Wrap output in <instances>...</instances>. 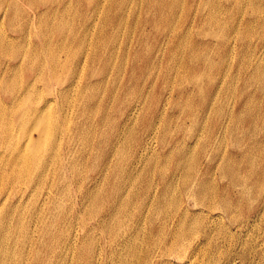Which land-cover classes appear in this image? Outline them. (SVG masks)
Returning <instances> with one entry per match:
<instances>
[{
    "label": "rangeland",
    "instance_id": "374dc122",
    "mask_svg": "<svg viewBox=\"0 0 264 264\" xmlns=\"http://www.w3.org/2000/svg\"><path fill=\"white\" fill-rule=\"evenodd\" d=\"M135 1L136 0H122V1L121 0H101V1L100 0H57V1L56 0H23V2H22V0H4V1L0 0V30H1L0 31V38H2V39H0V52H1L0 53V77H1L0 78V80H1L0 81V86H1L0 87V110L2 109L1 107H8L7 110H9L8 113L6 110V112L3 114L4 116L1 115L2 118L0 117V122H1V126L2 125H8L9 126L11 124L10 125L11 136L9 135L11 138L9 140L6 139V141L3 143L4 140L2 141V139L0 137V143H1L0 144L1 145L0 146V165L2 166V167L0 166V184H1L0 185L1 186L0 187L1 188L0 189V202H1L0 203V211L2 212V213L0 212V238H1V240H0V252H1L0 253V259H2V260H0L2 262V263L0 262L1 264H3L5 261L6 262L4 264H9V263L13 264V262H14V264H20V263L21 264H69V263L70 264H131V263L132 264L133 263L134 264H146V263L147 264H264V210H261L262 207L260 206L263 200L259 195L257 196V194H256L258 192H257V189L255 188V186L253 185L255 178L253 179V177H251L249 184H248V186H249L248 189H249L250 194L245 195L243 198H237L236 195L234 194V192L233 193L227 192L230 189L232 190L233 187L236 185H234L232 188L231 187L228 188L226 183H221L220 179H218L219 177L217 178V180H218L217 182L219 184V187L217 186V183H215V190L216 191H214V192H211V191L207 192L206 191L207 193L203 192L202 194L195 195V196H194L193 191H192L194 189L193 188L194 185L192 184V176L194 174L193 172H195L196 167L198 169L201 166L200 169H203L204 163H206V158H205L206 156H204V155H205V146H206L205 145L206 144L205 138H206L207 131H215V130L220 131V129H221L219 127H220L222 117H223V115H221V114H223V95H222L223 94V83L222 82L224 79L223 73H225L227 71V69H229L230 66H231L230 68H235L238 66V63L240 62V56H239L240 44L242 43V41L244 39H248L249 37L253 36V34H254L253 32L255 31V26H256V21H255L256 16H259L260 13H261V15L263 14L262 16H264V10H263L264 9V3H263L264 0H248V1H246V0H244V1L243 0H239V1L238 0H209V1L208 0H172V1H170V0H162V1L161 0H145V1L144 0H137V2H135ZM163 1H165V2H163ZM73 2H75V3H73ZM153 2H155V3H153ZM57 3H58V5H57ZM123 3H124V5H123ZM171 3H172V5H171ZM206 3H207V5H206ZM102 4H103V6H102ZM118 4L120 6H118ZM144 4H146V5H144ZM209 4H210V6H208ZM240 4H241V6H240ZM35 5H37L41 10L49 8V10H48L49 12L41 13L40 16H38L37 18H34V19L31 18V20H30L28 18L29 17L28 12L30 10H32ZM24 6H26V7H24ZM217 6H218V9H217ZM94 7H96V8H94ZM55 8H56V10H55ZM65 8H66V10H65ZM114 8L116 11L114 10ZM249 8H251V9H249ZM257 8H258V10H256ZM259 8H261L262 10ZM224 10H226V11H224ZM209 11H210V13H209ZM262 11H263V13H262ZM124 12L126 15H124ZM143 12H145V15ZM249 13L251 15H249ZM44 14H45V16H44ZM75 14H77V15H75ZM209 14H210V16H209ZM255 14H256V16H255ZM41 15H42V17H41ZM51 15H53V16H51ZM158 15L159 16L161 15V16L159 17ZM171 16L173 17V20H172ZM18 17H19V19H18ZM123 17H124V19H123ZM165 17H166V19H165ZM117 18L119 19L118 21H117ZM204 20H205V22H204ZM238 20L241 22L239 23ZM17 21H19L20 23ZM52 22H54V23H52ZM55 22L57 23V25L55 24ZM223 22L226 25L222 24ZM36 23H37V25H36ZM95 23H96V25H95ZM208 23H210V24H208ZM231 23L233 24V26L231 25ZM38 24H40V25H38ZM202 24H204V25H202ZM238 24H239V26L237 27L236 25H238ZM33 25H34V27H33ZM243 25H245V26H243ZM111 27H112V29H111ZM101 29H102V31H101ZM133 29H134V31H133ZM176 29H177V31H176ZM237 29H238V31H237ZM233 30H235L236 32ZM35 31H36V33H35ZM99 31H100V33H99ZM32 32H33V34H32ZM92 32H93V34H92ZM245 32L247 35H244ZM4 33H5V35H4ZM86 33H88V34H86ZM221 34H222V36H221ZM2 35H4V36H2ZM115 35H116V37H115ZM124 35H125V37H124ZM86 36H88V37H86ZM219 36H220V38H219ZM179 37H180V39H179ZM206 37H207V39H205ZM12 38H14V39H12ZM129 38H131V39H129ZM135 39H137V40H135ZM188 39H189V42H188ZM216 39H218V41ZM7 40L9 42H6ZM17 40H19V41H17ZM223 40H225V42ZM14 41H17V42H14ZM170 41H171V43H170ZM46 42H47V44H46ZM237 43H238V45H237ZM184 44L186 46H184ZM38 45L41 46V48H39ZM99 45L101 46V48H99L100 47ZM4 47L6 50L3 49ZM18 47H19V49H18ZM92 47H94V48H92ZM7 48H9V49H7ZM104 48H105V50H104ZM117 48H118V50H117ZM27 49H28V52H27ZM188 50H189V52H188ZM23 51H24V53H23ZM41 51H43V52H41ZM209 52H211V53H209ZM228 52H229V54H228ZM92 53H94V54L92 55ZM120 53H122V54H120ZM198 53H199V55H198ZM213 53H214V55H213ZM222 53H224V54H222ZM25 54H27V56ZM44 54H46V56L42 57ZM154 54H156V55H154ZM187 54H188V56H187ZM190 54H192L193 56H191ZM201 54H202V56H201ZM33 55H35V56H33ZM227 55H229V59H227V57H228ZM108 56L111 57V60H110V58H108ZM187 57H189V58H187ZM217 57H218V59H217ZM156 59L159 61L158 62L155 61ZM208 59H209V62H208ZM86 60H87V62H85ZM204 60H205V62H204ZM229 60H231V61H229ZM32 61H34V63ZM90 61H92V64ZM150 61H152V62H150ZM206 61L208 62V64ZM194 62L196 63V65H194L195 64ZM202 62H204V64ZM44 63H46L47 65L46 64L44 65ZM53 63H55V64H53ZM78 64H80V65H78ZM83 65H85V66H83ZM165 65H167V66H165ZM96 66H97V68H96ZM15 67H17V68H15ZM50 67H52L51 70L49 69ZM112 67H114V68H112ZM204 67H206V68H204ZM83 68H84V70H83ZM207 68H208V70H207ZM215 69H216V71H215ZM79 70H80V72H77ZM89 72H90V74H89ZM204 72L206 73V75ZM49 73H51V74H49ZM6 74H7V76H6ZM150 75H151V77H150ZM174 75H175V77H174ZM202 75H203V77H202ZM114 77H115V79H114ZM103 78H104V80H103ZM170 78H172V80ZM191 78H192V80H191ZM9 79L10 80L12 79V80L10 81ZM106 79H108V80H106ZM3 80L5 81V83ZM36 80H37L38 84L36 83ZM38 80H39V82H38ZM78 80H79V82H78ZM208 80H210V81H208ZM220 80L222 82H220ZM48 81H49V83H48ZM187 81H188V85L186 84ZM9 82H10L11 86L9 85ZM72 83H73V85H71ZM217 84H219V85H217ZM235 84H236V86L241 87L243 85L242 79H238V77L235 78ZM13 85L16 87H13ZM19 85L22 87L20 88ZM32 85H34V86H32ZM84 85H85V87H84ZM3 86H5V87H3ZM90 87H92V88H90ZM112 87H113V89H112ZM31 88H34V89H31ZM97 88L99 91L97 90ZM26 89H28V90H26ZM61 89H66V92L64 94H68V95L59 94L56 96L55 92H57ZM103 89H104V91H103ZM217 89H218V91H217ZM21 90H23V91H21ZM112 90H113V92H112ZM163 90H165V92ZM221 90H222V92H221ZM68 91H70V92H68ZM73 91H75L76 93ZM78 91H79V93H78ZM96 91H97V93H96ZM101 91L103 92V94ZM34 92L35 93L38 92V93L35 94ZM39 92H40V95H39ZM22 93H23V95H22ZM28 94H30V95H28ZM137 94H138V97H137ZM185 94H186V96H185ZM201 94H202V96H201ZM36 95H38L37 96L38 98L35 97ZM95 96H96V98H95ZM98 96L100 97V99H98L99 98ZM111 96H112V98H111ZM15 97H17V100H16L17 102L15 101L14 102L15 104H14L12 102V100H13V98L15 99ZM53 97H56V98H53ZM62 97H63V100H62ZM86 97H87V99H86ZM27 98H29V100H30V98H31V100L33 99L34 105L36 104V102L41 104L42 103L41 101L44 98L45 99L46 98H53L50 102L51 107L48 106L46 111L49 110L48 113L52 114V117L54 116L53 119L55 118V120L57 121L56 124L59 123L58 124L59 130L57 128H56L57 130L55 129L57 131L55 133V137L58 136L60 138V136L62 137L63 135H65L67 133L69 134L66 136V139H64L65 142L61 144V147L56 150L57 151L55 153L56 155H53L54 158L52 157V159H51L52 161L50 160L51 162H49V164H48L49 165L48 170H47V172L44 173L45 177L43 175L40 177H37L34 174L36 172V171L34 172V169L28 170L31 173H29L28 171H25L26 173L23 171V173H22V170L20 167H18V165L16 167L15 166L13 167L10 164L11 162L8 160V158H9L8 155L11 152L10 150H11V148H13V147H11V145L9 146L8 144H11L13 142L15 144L16 141L23 140V139L25 141L27 136L29 134H31V132H32V135L37 138L38 137V131H39L38 129H40L44 126L43 125L44 121H42L43 119L39 120V123H38V121L37 122L35 121L36 118H34V116L30 119L27 118L28 120H24V121H23V118L19 117L18 108L19 107H20L19 109L23 108L24 104L22 103V101H24V103H25V101L28 100ZM140 98H141V100H140ZM210 98H211V101H210ZM123 99H124V101H123ZM75 100H77V102ZM114 100H115V102H114ZM175 100L179 103L177 104V102ZM65 101L68 103H66ZM135 101H137V102H135ZM218 101H219V104H218ZM72 102H73V104H71ZM80 102H81V104H79ZM84 102H86V103H84ZM109 102H111V103H109ZM14 105H15V107H14ZM9 106H11V107H9ZM92 106H94V107H92ZM169 106H170V108H169ZM57 107L59 108V110ZM81 107H83V110H81L82 109ZM160 107H161V109H160ZM171 107H172V109H171ZM188 109H190V110L188 111ZM207 110L209 112H207ZM62 111H64V112H62ZM132 111H134V112H132ZM158 111H159V113H158ZM202 111H203V113H202ZM212 111H214V112H212ZM45 113H47V112H45ZM65 113H66V115H65ZM77 113H79V115ZM128 114H129V116H128ZM70 115H72V116H70ZM83 115H85V116H83ZM156 115H158V116H156ZM210 116H211V118H210ZM218 116H219V118H218ZM72 117H73V119H72ZM190 117H192V118H190ZM65 118H67V120ZM31 119L32 120L35 119V120H33L34 124L31 121ZM63 119H65L66 121ZM168 119H169V121H168ZM19 120L22 123H20ZM203 120H204V122H203ZM2 121L3 122L6 121V122L3 123ZM25 121H26V123H25ZM73 121H74V123H73ZM215 121H216V123H215ZM9 122H11V123H9ZM152 122L154 123V125H152L153 124ZM148 123L150 124V126L147 125ZM207 124H208V126H207ZM66 125H68V126H66ZM107 125H108V127H107ZM130 125H131V127H130ZM163 126L165 127V129L162 128ZM190 126L193 128H191ZM17 127H18V129H17ZM19 127H21V128L19 129ZM29 127L32 129L30 130ZM36 127H37V129H35ZM60 127H62L61 130H60ZM138 127H140V128H138ZM208 127H209V129H208ZM70 129H71V131H70ZM162 129L164 132L161 131ZM28 130L30 131V133ZM68 130H69V132H68ZM59 131H61V132H59ZM186 131H187V133H186ZM63 132H64V134H63ZM197 132H199V133H197ZM1 133H2V131H0V134ZM12 133H14V134H12ZM17 133H18V135H17ZM27 133H29V134H27ZM159 133H160V135H159ZM171 133H174V134H171ZM26 134H27V136H26ZM56 134H58V135H56ZM97 134H98V136H97ZM190 136H191V138H190ZM71 139H73V140H71ZM82 140H84V141H82ZM167 141H168V143H167ZM5 143H7V144H5ZM65 143H66V145H65ZM118 143H119V145H118ZM188 144H189V146H188ZM168 145H169V147H168ZM74 146H76V147L74 148ZM91 146H93V147H91ZM199 146H201L199 149L200 151H198ZM4 147H6V148H4ZM194 147H197V148L194 149ZM8 148H9V151H8ZM64 148L66 149V151ZM79 148H80V150H79ZM69 149L71 152L69 151ZM179 149H181V150H179ZM2 150H4V151H2ZM87 150H89V151H87ZM146 150H147V152H146ZM152 151L153 152L155 151V152L152 153ZM184 151H185V156H184ZM112 153H113V155H112ZM121 153H122V155H121ZM155 153H156V155H155ZM188 153H192V154H188ZM1 154L4 158L1 156ZM6 154H7V156H6ZM62 156H64V161L67 163V165L65 166L66 168L64 167V169L60 170L58 166L60 164L59 162H60V159ZM181 156L183 157L182 159H181ZM116 157H118V158H116ZM110 158H112V159H110ZM155 158H156V160H155ZM189 159H191V160L189 161ZM192 159H193V161H192ZM146 160H148L150 163ZM181 160H182V162H181ZM154 161H156V162H154ZM53 162H54V164H53ZM184 163H186V164L184 165ZM187 163H188V166H186ZM136 164H138L139 166ZM176 164H178L177 165L178 167L176 166ZM114 165L116 167H114ZM132 166L134 167V169ZM8 167H10L11 169ZM185 167H187V168L185 169ZM8 169H9V172H8ZM177 169H178V171H176ZM39 171L40 170H37L36 173H39ZM16 172L19 174H17ZM63 173H65V174H63ZM78 173L81 175H79ZM25 177H26V180H25ZM41 177H42V179H41ZM47 177H48V180H47ZM187 177H188V179H187ZM13 178L15 180H13ZM62 178H65V179L63 180ZM68 179H70V180H68ZM50 180H53L54 183ZM125 180H126V182H125ZM169 181H170V183H169ZM4 183H5V185L3 186ZM186 183H188V185ZM31 184H32V186H31ZM92 184L93 185L95 184V185L93 186ZM206 184L209 185L211 183H206ZM58 185H60V186H58ZM77 185L80 187H78ZM170 185H171V187H170ZM16 186L18 187V190H17ZM28 186H30V187H28ZM130 186L133 188H131ZM45 187H47V188H45ZM77 187H78V189H77ZM147 187L149 190L147 189ZM258 187H260V185ZM126 188H128V189H126ZM178 188H180V189H178ZM87 189H88V191H87ZM170 189H171V191L169 193L168 191ZM172 189L174 190V192L172 191ZM30 190H31V194H30ZM46 190H49V191H46ZM135 190H137V191H135ZM22 191H23V193H22ZM141 191H142V193H141ZM145 191H147L148 193ZM56 192H59V193H56ZM89 192H91V193H89ZM159 192H161V193H159ZM95 193H96V196L94 195ZM120 193H122V194H120ZM161 194H162V196H161ZM170 196H171V198L174 197L173 200H175V201H173L170 198ZM58 197H60V198H58ZM81 197H83V198H81ZM162 197H164V198H162ZM194 197H196V198H194ZM3 198H6L7 200L3 199ZM155 199H156V201H155ZM5 200H6V202H5ZM2 201L4 203H2ZM10 201H12V202H10ZM60 201H62V202H60ZM161 201H163V202H161ZM80 202H81V204H80ZM90 202H91V204H90ZM157 202H158V204H157ZM118 203H120V204H118ZM20 204L22 205V207ZM51 204H53V205H51ZM1 205H2V207H1ZM110 205H111V207H110ZM3 206H4V208H3ZM13 206H14V208H13ZM228 206H230V207H228ZM118 207L119 208L121 207V208L119 209ZM100 208H101V210H100ZM35 209H36V211H35ZM93 209H96V210H93ZM229 209H230V211H229ZM47 211H49V212H47ZM184 211H186V212H184ZM13 213H15V214L13 215ZM17 213L19 215H17ZM78 213H79V215H78ZM76 214H77V216H76ZM7 215L10 216L11 219ZM113 215H117V216H113ZM89 216H90V218H89ZM53 217H55V218H53ZM112 217H113V219H112ZM40 218H42V219H40ZM56 218H58V219H56ZM95 218L98 220H96ZM127 218H128V220H127ZM19 219H20V221H19ZM82 219H84V220H82ZM115 219L117 220V223H116ZM74 220H75V222H74ZM85 220L87 222H85ZM110 220H111V222H109ZM121 221H122V223H121ZM89 222H90V224H89ZM20 223H22V225L24 227ZM49 223H50V225H48ZM190 225H192V226H190ZM87 226H89V227H87ZM11 227H12V229H11ZM57 227H59V228H57ZM60 227H61V229H60ZM92 227H94V228H92ZM27 228H28V230H27ZM3 229L4 230L6 229L5 232ZM21 229H22V231H21ZM32 229H34V230H32ZM8 231L11 232V234ZM18 231L20 232V234ZM97 231H98V233H97ZM112 232H113V235H112ZM116 232H118V234ZM148 232L150 233V235ZM158 232L160 235L158 234ZM61 233H63V234H61ZM119 233H121V234H119ZM27 234H28L29 238L27 237ZM116 236L119 237V239ZM6 237H7V239H6ZM15 237L17 239H15ZM80 237H81V239H80ZM84 237L85 238L87 237V238L84 239ZM154 237H156V238H154ZM18 238H19V240H18ZM66 238H68V240ZM73 238L76 240H74ZM89 239H90V244H89ZM15 240H16V242H15ZM91 240L93 241L92 244H91V242H92ZM103 241H105V242H103ZM121 241H123V242H121ZM80 242H81V245H79ZM108 242H109V244H108ZM153 242H154V244H153ZM10 244H12V245H10ZM15 244H16V246H14ZM51 244H52V246H51ZM157 244H158V246H157ZM160 244H162V245L164 244L163 245L164 248L162 245L160 246ZM9 245L12 247H9ZM83 245H84V247H82ZM87 245H89V246H87ZM36 246H37V248H36ZM31 247H32V249H31ZM125 248H127L128 250ZM137 248H138V250H137ZM144 248L146 250H144ZM168 248H170L171 250ZM8 249L11 252L8 251ZM69 249H70V251H69ZM14 250H15V252H14ZM64 250H66V251H64ZM73 250H74V252H73ZM90 250H91V252H90ZM75 251H77V252H75ZM126 251H127V253H126ZM120 252H121V254H120ZM132 252H133V254H132ZM144 252L147 254H145ZM26 253H27V255H26ZM87 253H88V255H87ZM14 254H16V255H14ZM72 254H74V255H72ZM89 255H90V257H89ZM149 256H150V258H149ZM116 258L118 259V261L120 263L116 260ZM129 258H130V260H129ZM152 258H154V259H152ZM57 260H59V261H57ZM135 260H137V261H135ZM142 260L145 262H143ZM64 261H66V262H64ZM74 262H76V263H74Z\"/></svg>",
    "mask_w": 264,
    "mask_h": 264
},
{
    "label": "bare ground",
    "instance_id": "6f19581e",
    "mask_svg": "<svg viewBox=\"0 0 264 264\" xmlns=\"http://www.w3.org/2000/svg\"><path fill=\"white\" fill-rule=\"evenodd\" d=\"M4 1V0H3ZM57 1V0H56ZM101 1V0H100ZM122 1V0H121ZM145 1V0H144ZM143 1V2H144ZM162 1V0H161ZM170 1H172V0H170ZM209 1V0H208ZM239 1V0H238ZM244 1V0H243ZM246 1H248V0H246ZM22 2H23V0H22ZM135 2H137V0L135 1ZM141 2V1H140ZM163 2H165V1H163ZM175 2V1H174ZM177 2V1H176ZM217 2V1H216ZM254 2V1H253ZM25 3V2H24ZM73 3H75V2H73ZM108 3V2H107ZM122 3V2H121ZM153 3H155V2H153ZM213 3V2H212ZM243 3V2H242ZM250 3V2H249ZM260 3V2H259ZM264 3V2H263ZM35 4V3H34ZM95 4V3H94ZM214 4V3H213ZM219 4V3H218ZM251 4V3H250ZM256 4V3H255ZM26 5V4H25ZM51 5V4H50ZM56 5V4H55ZM57 5H58V3H57ZM77 5V4H76ZM123 5H124V3H123ZM144 5H146V4H144ZM168 5V4H167ZM171 5H172V3H171ZM206 5H207V3H206ZM257 5V4H256ZM71 6V5H70ZM95 6V5H94ZM99 6V5H98ZM102 6H103V4H102ZM107 6V5H106ZM118 6H120L119 4H118ZM148 6V5H147ZM208 6H210V4L208 5ZM240 6H241V4H240ZM15 7V6H14ZM24 7H26V6H24ZM63 7V6H62ZM69 7V6H68ZM157 7V6H156ZM168 7V6H167ZM259 7V6H258ZM6 8V7H5ZM94 8H96V7H94ZM98 8V7H97ZM121 8V7H120ZM152 8V7H151ZM159 8V7H158ZM169 8V7H168ZM208 8V7H207ZM222 8V7H221ZM262 8V7H261ZM261 8H259V9H261ZM29 9V8H28ZM52 9V8H51ZM70 9V8H69ZM147 9V8H146ZM165 9V8H164ZM172 9V8H171ZM217 9H218V6H217ZM223 9V8H222ZM225 9V8H224ZM241 9V8H240ZM249 9H251V8H249ZM49 10V8H47V9H43V10H41L37 5H35L34 7H33V9L32 10H28L29 12H28V18L31 20V18L32 19H34V18H37L38 16H40V14L41 13H46V12H49L48 11ZM55 10H56V8H55ZM65 10H66V8H65ZM71 10V9H70ZM92 10V9H91ZM114 10H115V8H114ZM120 10V9H119ZM154 10V9H153ZM213 10V9H212ZM243 10V9H242ZM256 10H258V8L256 9ZM262 10V9H261ZM264 10V9H263ZM5 11V10H4ZM116 11V10H115ZM168 11V10H167ZM171 11V10H170ZM224 11H226V10H224ZM229 11V10H228ZM227 11V12H228ZM75 12V11H74ZM77 12V11H76ZM99 12V11H98ZM106 12V11H105ZM122 12V11H121ZM172 12V11H171ZM214 12V11H213ZM212 12V13H213ZM219 12V11H218ZM240 12V11H239ZM21 13V12H20ZM54 13V12H53ZM59 13V12H58ZM92 13V12H91ZM114 13V12H113ZM120 13V12H119ZM123 13V12H122ZM144 13V15H145V12H143ZM153 13V12H152ZM166 13V12H165ZM209 13H210V11H209ZM211 13V14H212ZM216 13V12H215ZM230 13V12H229ZM242 13V12H241ZM259 13V12H258ZM257 13V14H258ZM262 13H263V11H262ZM12 14V13H11ZM22 14V13H21ZM99 14V13H98ZM137 14V13H136ZM157 14V13H156ZM231 14V13H230ZM244 14V13H243ZM242 14V15H243ZM27 15V14H26ZM61 15V14H60ZM73 15V14H72ZM75 15H77V14H75ZM92 15V14H91ZM97 15V14H96ZM114 15V14H113ZM124 15H126L125 14V12H124ZM138 15V14H137ZM136 15V16H137ZM166 15V14H165ZM208 15V14H207ZM229 15V14H228ZM249 15H251L250 13H249ZM254 15V14H253ZM263 15V14H262ZM261 15V13H260V15L259 16H256V14H255V16H256V26H255V31L253 32L254 34H253V36L252 37H249L248 39H244L243 41H242V43L240 44V49H239V56H240V62L238 63V66L237 67H235V68H230L229 67V69H227V71L225 72V73H223L224 75H223V77H224V79H223V82L220 80V82H222L223 83V114H221V115H223V117H222V121H221V124H220V127L219 128H221L220 129V131H207V134H206V146H205V155L204 156H206L205 158H206V163H204V168L203 169H200L201 168V166H200V168H198L197 169V167H196V170H195V172H193L194 174H193V176H192V184L194 185V189L192 190L193 191V194H194V196L195 195H200V194H202L203 192H205V193H207L208 191H211V192H214V191H216L215 190V183H217V186L219 187V184H218V180H217V178L218 179H220V181H221V183H226L227 184V186H228V188H232L234 185H236V186H234L233 187V189L231 190H228L227 192H230V193H233L234 192V194L236 195V197L237 198H243L245 195H247V194H250L249 193V189H248V184H249V181H250V179H251V177H253V179H254V183H253V185L255 186V188L257 189V192L258 193H256L257 194V196L259 195L261 198H262V203H261V207H262V209L261 210H264V16H262ZM21 16V15H20ZM24 16V15H23ZM44 16H45V14H44ZM51 16H53V15H51ZM95 16V15H94ZM104 16V15H103ZM134 16V15H133ZM152 16V15H151ZM159 16V15H158ZM161 16V15H160ZM159 16V17H160ZM169 16V15H168ZM209 16H210V14H209ZM214 16V15H213ZM14 17V16H13ZM41 17H42V15H41ZM50 17V16H49ZM60 17V16H59ZM91 17V16H90ZM118 17V16H117ZM155 17V16H154ZM172 17V16H171ZM207 17V16H206ZM108 18V17H107ZM121 18V17H120ZM162 18V17H161ZM209 18V17H208ZM224 18V17H223ZM231 18V17H230ZM18 19H19V17H18ZM28 19V20H29ZM48 19V18H47ZM88 19V18H87ZM95 19V18H94ZM123 19H124V17H123ZM160 19V18H159ZM165 19H166V17H165ZM200 19V18H199ZM203 19V18H202ZM211 19V18H210ZM25 20V19H24ZM92 20V19H91ZM100 20V19H99ZM119 19L117 18V21H118ZM122 20V19H121ZM172 20H173V17H172ZM243 20V19H242ZM40 21V20H39ZM109 21V20H108ZM123 21V20H122ZM121 21V22H122ZM166 21V20H165ZM216 21V20H215ZM219 21V20H218ZM229 21V20H228ZM234 21V20H233ZM239 21V20H238ZM246 21V20H245ZM13 22V21H12ZM17 22H19V21H17ZM36 22V21H35ZM41 22V21H40ZM89 22V21H88ZM204 22H205V20H204ZM210 22V21H209ZM241 21H239V23H240ZM243 22V21H242ZM254 22V21H253ZM2 23V22H1ZM16 23V22H15ZM20 23V22H19ZM52 23H54V22H52ZM59 23V22H58ZM61 23V22H60ZM91 23V22H90ZM129 23V22H128ZM139 23V22H138ZM201 23V22H200ZM247 23V22H246ZM252 23V22H251ZM55 24L57 25V23L55 22ZM71 24V23H70ZM86 24V23H85ZM89 24V23H88ZM93 24V23H92ZM118 24V23H117ZM133 24V23H132ZM154 24V23H153ZM208 24H210V23H208ZM216 24V23H215ZM222 24H225L224 22L222 23ZM236 24V23H235ZM23 25V24H22ZM36 25H37V23H36ZM38 25H40V24H38ZM95 25H96V23H95ZM101 25V24H100ZM99 25V26H100ZM121 25V24H120ZM126 25V24H125ZM174 25V24H173ZM202 25H204V24H202ZM226 25V24H225ZM231 25L233 26V24L231 23ZM18 26V25H17ZM54 26V25H53ZM91 26V25H90ZM102 26V25H101ZM100 26V27H101ZM112 26V25H111ZM135 26V25H134ZM237 27L239 26V24L238 25H236ZM243 26H245V25H243ZM26 27V26H25ZM28 27V26H27ZM33 27H34V25H33ZM139 27V26H138ZM155 27V26H154ZM173 27V26H172ZM247 27V26H246ZM13 28V27H12ZM30 28V27H29ZM54 28V27H53ZM81 28V27H80ZM91 28V27H90ZM98 28V27H97ZM105 28V27H104ZM119 28V27H118ZM171 28V27H170ZM213 28V27H212ZM244 28V27H243ZM253 28V27H252ZM9 29V28H8ZM45 29V28H44ZM50 29V28H49ZM111 29H112V27H111ZM121 29V28H120ZM125 29V28H124ZM174 29V28H173ZM235 29V28H234ZM250 29V28H249ZM3 30V29H2ZM14 30V29H13ZM12 30V31H13ZM20 30V29H19ZM85 30V29H84ZM89 30V29H88ZM100 30V29H99ZM117 30V29H116ZM129 30V29H128ZM164 30V29H163ZM171 30V29H170ZM179 30V29H178ZM221 30V29H220ZM232 30V29H231ZM1 31V30H0ZM28 31V30H27ZM37 31V30H36ZM36 31H35V33H36ZM80 31V30H79ZM101 31H102V29H101ZM113 31V30H112ZM115 31V30H114ZM133 31H134V29H133ZM136 31V30H135ZM167 31V30H166ZM176 31H177V29H176ZM181 31V30H180ZM233 31H235V30H233ZM237 31H238V29H237ZM246 31V30H245ZM175 32V31H174ZM218 32V31H217ZM236 32V31H235ZM3 33V32H2ZM29 33V32H28ZM52 33V32H51ZM99 33H100V31H99ZM116 33V32H115ZM121 33V32H120ZM123 33V32H122ZM176 33V32H175ZM182 33V32H181ZM185 33V32H184ZM239 33V32H238ZM32 34H33V32H32ZM38 34V33H37ZM47 34V33H46ZM86 34H88V33H86ZM92 34H93V32H92ZM126 34V33H125ZM129 34V33H128ZM177 34V33H176ZM217 34V33H216ZM219 34V33H218ZM4 35H5V33H4ZM4 35H2V36H4ZM36 35V34H35ZM77 35V34H76ZM119 35V34H118ZM127 35V34H126ZM185 35V34H184ZM183 35V36H184ZM187 35V34H186ZM189 35V34H188ZM244 35H247L246 34V32H245V34ZM24 36V35H23ZM33 36V35H32ZM38 36V35H37ZM41 36V35H40ZM110 36V35H109ZM132 36V35H131ZM182 36V35H181ZM206 36V35H205ZM217 36V35H216ZM221 36H222V34H221ZM224 36V35H223ZM231 36V35H230ZM249 36V35H248ZM12 37V36H11ZM86 37H88V36H86ZM115 37H116V35H115ZM124 37H125V35H124ZM128 37V36H127ZM169 37V36H168ZM173 37V36H172ZM241 37V36H240ZM247 37V36H246ZM9 38V37H8ZM95 38V37H94ZM112 38V37H111ZM187 38V37H186ZM204 38V37H203ZM219 38H220V36H219ZM225 38V37H224ZM239 38V37H238ZM0 39H2V38H0ZM12 39H14V38H12ZM28 39V38H27ZM85 39V38H84ZM83 39V40H84ZM116 39V38H115ZM122 39V38H121ZM129 39H131V38H129ZM145 39V38H144ZM171 39V38H170ZM179 39H180V37H179ZM205 39H207V37L205 38ZM230 39V38H229ZM228 39V40H229ZM233 39V38H232ZM6 40V39H5ZM26 40V39H25ZM61 40V39H60ZM104 40V39H103ZM135 40H137V39H135ZM134 40V41H135ZM184 40V39H183ZM217 41H218V39H216ZM220 40V39H219ZM235 40V39H234ZM3 41V40H2ZM11 41V40H10ZM17 41H19V40H17ZM17 41H14V42H17ZM27 41V40H26ZM29 41V40H28ZM39 41V40H38ZM43 41V40H42ZM88 41V40H87ZM97 41V40H96ZM95 41V42H96ZM101 41V40H100ZM116 41V40H115ZM130 41V40H129ZM146 41V40H145ZM181 41V40H180ZM222 41V40H221ZM224 42H225V40H223ZM6 42H9L8 40L6 41ZM49 42V41H48ZM110 42V41H109ZM124 42V41H123ZM179 42V41H178ZM177 42V43H178ZM185 42V41H184ZM188 42H189V39H188ZM3 43V42H2ZM1 43V44H2ZM94 43V42H93ZM112 43V42H111ZM116 43V42H115ZM162 43V42H161ZM165 43V42H164ZM167 43V42H166ZM170 43H171V41H170ZM182 43V42H181ZM229 43V42H228ZM28 44V43H27ZM39 44V43H38ZM46 44H47V42H46ZM59 44V43H58ZM85 44V43H84ZM96 44V43H95ZM109 44V43H108ZM144 44V43H143ZM179 44V43H178ZM215 44V43H214ZM7 45V44H6ZM14 45V44H13ZM41 45V44H40ZM97 45V44H96ZM124 45V44H123ZM122 45V46H123ZM175 45V44H174ZM188 45V44H187ZM196 45V44H195ZM230 45V44H229ZM237 45H238V43H237ZM3 46V45H2ZM39 46V45H38ZM46 46V45H45ZM81 46V45H80ZM100 46V45H99ZM108 46V45H107ZM112 46V45H111ZM121 46V47H122ZM145 46V45H144ZM165 46V45H164ZM180 46V45H179ZM182 46V45H181ZM184 46H186L185 44H184ZM211 46V45H210ZM21 47V46H20ZM27 47V46H26ZM43 47V46H42ZM96 47V46H95ZM124 47V46H123ZM157 47V46H156ZM162 47V46H161ZM177 47V46H176ZM175 47V48H176ZM188 47V46H187ZM216 47V46H215ZM219 47V46H218ZM225 47V46H224ZM12 48V47H11ZM17 48V47H16ZM34 48V47H33ZM39 48H41V46H39ZM88 48V47H87ZM92 48H94V47H92ZM99 48H101V46L99 47ZM143 48V47H142ZM178 48V47H177ZM183 48V47H182ZM195 48V47H194ZM213 48V47H212ZM234 48V47H233ZM3 49H5V47L3 48ZM2 49V50H3ZM7 49H9V48H7ZM18 49H19V47H18ZM86 49V48H85ZM91 49V48H90ZM158 49V48H157ZM232 49V48H231ZM235 49V48H234ZM6 50V49H5ZM26 50V49H25ZM49 50V49H48ZM53 50V49H52ZM104 50H105V48H104ZM117 50H118V48H117ZM131 50V49H130ZM149 50V49H148ZM176 50V49H175ZM182 50V49H181ZM192 50V49H191ZM21 51V50H20ZM46 51V50H45ZM79 51V50H78ZM94 51V50H93ZM92 51V52H93ZM99 51V50H98ZM122 51V50H121ZM153 51V50H152ZM185 51V50H184ZM195 51V50H194ZM201 51V50H200ZM232 51V50H231ZM234 51V50H233ZM9 52V51H8ZM27 52H28V49H27ZM26 52V53H27ZM40 52V51H39ZM41 52H43V51H41ZM105 52V51H104ZM123 52V51H122ZM128 52V51H127ZM134 52V51H133ZM132 52V53H133ZM146 52V51H145ZM144 52V53H145ZM160 52V51H159ZM178 52V51H177ZM180 52V51H179ZM188 52H189V50H188ZM222 52V51H221ZM227 52V51H226ZM1 53V52H0ZM5 53V52H4ZM23 53H24V51H23ZM135 53V52H134ZM157 53V52H156ZM163 53V52H162ZM173 53V52H172ZM184 53V52H183ZM202 53V52H201ZM206 53V52H205ZM209 53H211V52H209ZM22 54V53H21ZM39 54V53H38ZM94 53H92V55H93ZM103 54V53H102ZM120 54H122V53H120ZM127 54V53H126ZM125 54V55H126ZM171 54V53H170ZM222 54H224V53H222ZM228 54H229V52H228ZM5 55V54H4ZM23 55V54H22ZM26 56H27V54H25ZM37 55V54H36ZM49 55V54H48ZM91 55V54H90ZM111 55V54H110ZM133 55V54H132ZM146 55V54H145ZM154 55H156V54H154ZM153 55V56H154ZM162 55V54H161ZM191 56H193L192 54H190ZM198 55H199V53H198ZM213 55H214V53H213ZM2 56V55H1ZM11 56V55H10ZM33 56H35V55H33ZM42 56V55H41ZM44 56H46V54H44L42 57H44ZM64 56V55H63ZM80 56V55H79ZM88 56V55H87ZM115 56V55H114ZM123 56V55H122ZM168 56V55H167ZM187 56H188V54H187ZM201 56H202V54H201ZM200 56V57H201ZM204 56V55H203ZM224 56V55H223ZM228 57H227V59H229V55H227ZM29 57V56H28ZM92 57V56H91ZM155 57V56H154ZM161 57V56H160ZM169 57V56H168ZM173 57V56H172ZM175 57V56H174ZM237 57V56H236ZM86 58V57H85ZM95 58V57H94ZM93 58V59H94ZM108 58H110V60H111V57H109L108 56ZM125 58V57H124ZM156 58V57H155ZM170 58V57H169ZM187 58H189V57H187ZM194 58V57H193ZM233 58V57H232ZM8 59V58H7ZM48 59V58H47ZM131 59V58H130ZM159 59V58H158ZM168 59V58H167ZM182 59V58H181ZM200 59V58H199ZM204 59V58H203ZM217 59H218V57H217ZM31 60V59H30ZM34 60V59H33ZM41 60V59H40ZM49 60V59H48ZM152 60V59H151ZM196 60V59H195ZM221 60V59H220ZM224 60V59H223ZM46 61V60H45ZM98 61V60H97ZM155 61H159V60H155ZM174 61V60H173ZM229 61H231V60H229ZM29 62V61H28ZM33 63H34V61H32ZM83 62V61H82ZM85 62H87V60L85 61ZM91 62V64H92V61H90ZM114 62V61H113ZM125 62V61H124ZM150 62H152V61H150ZM166 62V61H165ZM196 62V61H195ZM194 62V63H195ZM204 62H205V60H204ZM204 62H202L203 64H204ZM207 62V61H206ZM208 62H209V59H208ZM208 62H207V64H208ZM213 62V61H212ZM221 62V61H220ZM7 63V62H6ZM19 63V62H18ZM84 63V62H83ZM156 63V62H155ZM160 63V62H159ZM189 63V62H188ZM223 63V62H222ZM46 63H44V65H45ZM53 64H55V63H53ZM108 64V63H107ZM114 64V63H113ZM124 64V63H123ZM165 64V63H164ZM168 64V63H167ZM190 64V63H189ZM192 64V63H191ZM214 64V63H213ZM227 64V63H226ZM2 65V64H1ZM18 65V64H17ZM43 65V66H44ZM47 65V64H46ZM52 65V64H51ZM78 65H80V64H78ZM98 65V64H97ZM109 65V64H108ZM107 65V66H108ZM147 65V64H146ZM173 65V64H172ZM188 65V64H187ZM193 65V64H192ZM194 65H196V63L194 64ZM211 65V64H210ZM223 65V64H222ZM39 66V65H38ZM83 66H85V65H83ZM88 66V65H87ZM106 66V67H107ZM117 66V65H116ZM119 66V65H118ZM131 66V65H130ZM165 66H167V65H165ZM198 66V65H197ZM205 66V65H204ZM40 67V66H39ZM105 67V68H106ZM151 67V66H150ZM160 67V66H159ZM181 67V66H180ZM202 67V66H201ZM219 67V66H218ZM15 68H17V67H15ZM20 68V67H19ZM96 68H97V66H96ZM112 68H114V67H112ZM167 68V67H166ZM175 68V67H174ZM204 68H206V67H204ZM213 68V67H212ZM5 69V68H4ZM7 69V68H6ZM50 70L52 69V67H50L49 68ZM77 69V68H76ZM89 69V68H88ZM107 69V68H106ZM118 69V68H117ZM197 69V68H196ZM211 69V68H210ZM78 70V69H77ZM81 70V69H80ZM80 70L79 71H77V72H80ZM83 70H84V68H83ZM112 70V69H111ZM164 70V69H163ZM180 70V69H179ZM207 70H208V68H207ZM88 71V70H87ZM95 71V70H94ZM110 71V70H109ZM116 71V70H115ZM123 71V70H122ZM146 71V70H145ZM166 71V70H165ZM170 71V70H169ZM175 71V70H174ZM189 71V70H188ZM205 71V70H204ZM215 71H216V69H215ZM6 72V71H5ZM10 72V71H9ZM14 72V71H13ZM53 72V71H52ZM62 72V71H61ZM76 72V71H75ZM119 72V71H118ZM190 72V71H189ZM202 72V71H201ZM218 72V71H217ZM21 73V72H20ZM37 73V72H36ZM40 73V72H39ZM150 73V72H149ZM178 73V72H177ZM176 73V74H177ZM205 73V72H204ZM10 74V73H9ZM17 74V73H16ZM49 74H51V73H49ZM89 74H90V72H89ZM116 74V73H115ZM122 74V73H121ZM131 74V73H130ZM142 74V73H141ZM156 74V73H155ZM161 74V73H160ZM185 74V73H184ZM183 74V75H184ZM188 74V73H187ZM200 74V73H199ZM211 74V73H210ZM222 74V73H221ZM20 75V74H19ZM41 75V74H40ZM104 75V74H103ZM106 75V74H105ZM109 75V74H108ZM123 75V74H122ZM178 75V74H177ZM180 75V74H179ZM205 75H206V73H205ZM218 75V74H217ZM220 75V74H219ZM6 76H7V74H6ZM37 76V75H36ZM50 76V75H49ZM54 76V75H53ZM83 76V75H82ZM168 76V75H167ZM13 77V76H12ZM39 77V76H38ZM90 77V76H89ZM150 77H151V75H150ZM170 77V76H169ZM174 77H175V75H174ZM188 77V76H187ZM191 77V76H190ZM189 77V78H190ZM193 77V76H192ZM196 77V76H195ZM194 77V78H195ZM202 77H203V75H202ZM209 77V76H208ZM238 77V79H242V81H243V85L241 86V87H238V86H236V84H235V78H237ZM1 78V77H0ZM18 78V77H17ZM41 78V77H40ZM118 78V77H117ZM22 79V78H21ZM111 79V78H110ZM114 79H115V77H114ZM113 79V80H114ZM171 80H172V78H170ZM175 79V78H174ZM184 79V78H183ZM208 79V78H207ZM220 79V78H219ZM10 80V79H9ZM12 80V79H11ZM10 80V81H11ZM15 80V79H14ZM18 80V79H17ZM33 80V79H32ZM40 80V79H39ZM39 80H38V82H39ZM77 80V79H76ZM103 80H104V78H103ZM106 80H108V79H106ZM143 80V79H142ZM178 80V79H177ZM191 80H192V78H191ZM1 81V80H0ZM4 81V80H3ZM50 81V80H49ZM49 81H48V83H49ZM52 81V80H51ZM144 81V80H143ZM207 81V80H206ZM208 81H210V80H208ZM20 82V81H19ZM32 82V81H31ZM78 82H79V80H78ZM86 82V81H85ZM113 82V81H112ZM203 82V81H202ZM2 83V82H1ZM4 83H5V81H4ZM30 83V82H29ZM36 83H37V80H36ZM81 83V82H80ZM130 83V82H129ZM154 83V82H153ZM191 83V82H190ZM210 83V82H209ZM17 84V83H16ZM38 84V83H37ZM76 84V83H75ZM118 84V83H117ZM144 84V83H143ZM187 85H188V81H187V83H186ZM197 84V83H196ZM9 85H10V82H9ZM35 85V84H34ZM34 85H32V86H34ZM51 85V84H50ZM71 85H73V83L71 84ZM100 85V84H99ZM112 85V84H111ZM142 85V84H141ZM174 85V84H173ZM185 85V84H184ZM217 85H219V84H217ZM11 86V85H10ZM20 86V85H19ZM18 86V87H19ZM70 86V85H69ZM82 86V85H81ZM95 86V85H94ZM102 86V85H101ZM105 86V85H104ZM150 86V85H149ZM172 86V85H171ZM177 86V85H176ZM193 86V85H192ZM198 86V85H197ZM216 86V85H215ZM1 87V86H0ZM3 87H5V86H3ZM7 87V86H6ZM13 87H16V86H14L13 85ZM22 86H20V88H21ZM27 87V86H26ZM29 87V86H28ZM36 87V86H35ZM84 87H85V85H84ZM83 87V88H84ZM88 87V86H87ZM195 87V86H194ZM90 88H92V87H90ZM102 88V87H101ZM169 88V87H168ZM199 88V87H198ZM236 88V89H235ZM9 89V88H8ZM16 89V88H15ZM31 89H34V88H31ZM69 89V88H68ZM76 89V88H75ZM78 89V88H77ZM108 89V88H107ZM112 89H113V87H112ZM171 89V88H170ZM177 89V88H176ZM180 89V88H179ZM221 89V88H220ZM7 90V89H6ZM26 90H28V89H26ZM36 90V89H35ZM38 90V89H37ZM97 90H98V88H97ZM127 90V89H126ZM173 90V89H172ZM171 90V91H172ZM20 91V90H19ZM21 91H23V90H21ZM34 91V90H33ZM72 91V90H71ZM83 91V90H82ZM86 91V90H85ZM99 91V90H98ZM103 91H104V89H103ZM115 91V90H114ZM147 91V90H146ZM152 91V90H151ZM164 92H165V90H163ZM191 91V90H190ZM217 91H218V89H217ZM15 92V91H14ZM17 92V91H16ZM27 92V91H26ZM66 92V89H61V90H59V91H57V92H55V94H56V96L57 95H59V94H64ZM68 92H70V91H68ZM73 92H75V91H73ZM89 92V91H88ZM102 92V91H101ZM112 92H113V90H112ZM133 92V91H132ZM185 92V91H184ZM202 92V91H201ZM211 92V91H210ZM216 92V91H215ZM221 92H222V90H221ZM35 93V92H34ZM36 93H38V92H36ZM35 93V94H36ZM54 93V92H53ZM72 93V92H71ZM76 93V92H75ZM78 93H79V91H78ZM85 93V92H84ZM93 93V92H92ZM96 93H97V91H96ZM141 93V92H140ZM171 93V92H170ZM207 93V92H206ZM5 94V93H4ZM90 94V93H89ZM102 94H103V92H102ZM121 94V93H120ZM151 94V93H150ZM10 95V94H9ZM18 95V94H17ZM22 95H23V93H22ZM27 95V94H26ZM28 95H30V94H28ZM33 95V94H32ZM39 95H40V92H39ZM64 95H68V94H64ZM63 95V96H64ZM91 95V94H90ZM112 95V94H111ZM171 95V94H170ZM212 95V94H211ZM38 95H36L35 97L36 98H38L37 97ZM80 96V95H79ZM84 96V95H83ZM86 96V95H85ZM100 96V95H99ZM98 96V97H99ZM102 96V95H101ZM113 96V95H112ZM112 96H111V98H112ZM185 96H186V94H185ZM201 96H202V94H201ZM214 96V95H213ZM27 97V96H26ZM81 97V96H80ZM109 97V96H108ZM129 97V96H128ZM137 97H138V94H137ZM149 97V96H148ZM167 97V96H166ZM165 97V98H166ZM215 97V96H214ZM213 97V98H214ZM33 98V97H32ZM53 98H56V97H53ZM53 98H44V99H42V103L41 104H39V103H37L36 102V104L34 105L33 104V99L31 100V98H30V100H29V98H27L28 100L27 101H25V103H24V101H22V103L24 104V106H23V108L22 109H19L18 108V115H19V117L20 118H23V121L24 120H28L27 118H32L33 116H34V118H36V120L35 119H33V120H35L36 122L38 121V123H39V120H42V121H44V123H43V127L42 128H40V129H38L39 131H38V137L36 138V137H34L33 135H32V132H31V134H29L30 133V131H29V133H27V134H29L28 136H27V134H26V136H27V138H26V140L24 141V139L23 140H18V141H16V143L14 144V142L13 143H11V144H8L9 146L11 145V147H13V148H11V152H10V154L8 155V160L11 162H9L10 164H11V166H17L18 165V167H20L21 168V170H22V173H23V171L25 172V171H28V170H30V169H34V172L36 171L37 172V170H40L39 171V173H34L37 177H40V176H44V173L45 172H47V170H48V167H49V162H51L52 160V157H53V155H56L55 153L57 152L56 150L58 149V148H60L61 147V144L62 143H64L65 141H64V139H66V136L67 135H69L68 133L67 134H65V135H63L62 137L60 136V138L58 137V136H56L55 137V133L57 132L56 130L58 129V124L59 123H57L56 124V120H55V118L53 119V117H52V114H50V113H48V111H46L47 110V107L48 106H50V102H51V100L53 99ZM78 98V97H77ZM95 98H96V96H95ZM144 98V97H143ZM220 98V97H219ZM23 99V98H22ZM41 99V98H40ZM68 99V98H67ZM72 99V98H71ZM75 99V98H74ZM73 99V100H74ZM81 99V98H80ZM86 99H87V97H86ZM98 99H100V97L98 98ZM139 99V98H138ZM203 99V98H202ZM17 100V97H15V99L13 98V100H12V102L14 103L15 101ZM61 100V99H60ZM62 100H63V97H62ZM70 100V99H69ZM140 100H141V98H140ZM149 100V99H148ZM57 101V100H56ZM72 101V100H71ZM76 102H77V100H75ZM83 101V100H82ZM91 101V100H90ZM97 101V100H96ZM118 101V100H117ZM123 101H124V99H123ZM144 101V100H143ZM176 101V100H175ZM210 101H211V98H210ZM213 101V100H212ZM17 102V101H16ZM20 102V101H19ZM40 102V101H39ZM66 102V101H65ZM64 102V103H65ZM88 102V101H87ZM102 102V101H101ZM108 102V101H107ZM114 102H115V100H114ZM132 102V101H131ZM135 102H137V101H135ZM141 102V101H140ZM148 102V101H147ZM165 102V101H164ZM177 102V101H176ZM57 103V102H56ZM66 103H68V102H66ZM84 103H86V102H84ZM109 103H111V102H109ZM179 102H177V104H178ZM201 103V102H200ZM10 104V103H9ZM15 104V103H14ZM60 104V103H59ZM71 104H73V102L71 103ZM79 104H81V102L79 103ZM83 104V103H82ZM95 104V103H94ZM131 104V103H130ZM129 104V105H130ZM176 104V105H177ZM218 104H219V101H218ZM22 105V104H21ZM68 105V104H67ZM77 105V104H76ZM84 105V104H83ZM107 105V104H106ZM132 105V104H131ZM137 105V104H136ZM141 105V104H140ZM180 105V104H179ZM185 105V104H184ZM210 105V104H209ZM18 106V105H17ZM55 106V105H54ZM66 106V105H65ZM128 106V105H127ZM133 106V105H132ZM172 106V105H171ZM181 106V105H180ZM187 106V105H186ZM196 106V105H195ZM220 106V105H219ZM9 107H11V106H9ZM13 107V106H12ZM14 107H15V105H14ZM51 107V106H50ZM61 107V106H60ZM64 107V106H63ZM73 107V106H72ZM92 107H94V106H92ZM158 107V106H157ZM2 109L0 110V117L2 118V116L1 115H3L5 112H6V110L8 109V107H1ZM53 108V107H52ZM58 108V107H57ZM62 108V107H61ZM60 108V109H61ZM67 108V107H66ZM71 108V107H70ZM77 108V107H76ZM82 109L81 110H83V107H81ZM169 108H170V106H169ZM186 108V107H185ZM190 108V107H189ZM222 108V107H221ZM56 109V108H55ZM65 109V108H64ZM75 109V108H74ZM97 109V108H96ZM132 109V108H131ZM155 109V108H154ZM160 109H161V107H160ZM159 109V110H160ZM166 109V108H165ZM171 109H172V107H171ZM179 109V108H178ZM219 109V108H218ZM58 110H59V108H58ZM68 110V109H67ZM76 110V109H75ZM130 110V109H129ZM190 109H188V111H189ZM8 111L9 110H7V113H8ZM16 111V110H15ZM53 111V110H52ZM139 111V110H138ZM193 111V110H192ZM220 111V110H219ZM14 112V111H13ZM45 112H47V113H45ZM62 112H64V111H62ZM71 112V111H70ZM91 112V111H90ZM132 112H134V111H132ZM164 112V111H163ZM169 112V111H168ZM182 112V111H181ZM185 112V111H184ZM196 112V111H195ZM207 112H209L208 110H207ZM206 112V113H207ZM212 112H214V111H212ZM15 113V112H14ZM59 113V112H58ZM57 113V114H58ZM74 113V112H73ZM139 113V112H138ZM158 113H159V111H158ZM202 113H203V111H202ZM218 113V112H217ZM12 114V113H11ZM46 114V115H45ZM56 114V115H57ZM71 114V113H70ZM78 115H79V113H77ZM82 114V113H81ZM99 114V113H98ZM119 114V113H118ZM164 114V113H163ZM65 115H66V113H65ZM64 115V116H65ZM74 115V114H73ZM77 115V116H78ZM97 115V114H96ZM168 115V114H167ZM192 115V114H191ZM190 115V116H191ZM212 115V114H211ZM216 115V114H215ZM220 115V114H219ZM220 115V116H221ZM4 116V115H3ZM9 116V115H8ZM13 116V115H12ZM59 116V115H58ZM62 116V115H61ZM68 116V115H67ZM70 116H72V115H70ZM69 116V117H70ZM83 116H85V115H83ZM93 116V115H92ZM103 116V115H102ZM128 116H129V114H128ZM156 116H158V115H156ZM166 116V115H165ZM194 116V115H193ZM217 116V115H216ZM137 117V116H136ZM78 118V117H77ZM93 118V117H92ZM91 118V119H92ZM125 118V117H124ZM140 118V117H139ZM156 118V117H155ZM190 118H192V117H190ZM210 118H211V116H210ZM218 118H219V116H218ZM8 119V118H7ZM57 119V118H56ZM59 119V118H58ZM66 120H67V118H65ZM65 119H63V120H65ZM72 119H73V117H72ZM94 119V118H93ZM157 119V118H156ZM163 119V118H162ZM161 119V120H162ZM189 119V118H188ZM205 119V118H204ZM3 120V119H2ZM5 120V119H4ZM33 120L31 119V121L33 122ZM65 120V121H66ZM175 120V119H174ZM178 120V119H177ZM193 120V119H192ZM207 120V119H206ZM211 120V119H210ZM215 120V119H214ZM12 121V120H11ZM41 121V122H42ZM102 121V120H101ZM134 121V120H133ZM137 121V120H136ZM168 121H169V119H168ZM179 121V120H178ZM183 121V120H182ZM187 121V120H186ZM197 121V120H196ZM209 121V120H208ZM3 122V121H2ZM4 122H6V121H4ZM3 122V123H4ZM8 122V121H7ZM19 122H20V120H19ZM28 122V121H27ZM63 122V121H62ZM68 122V121H67ZM93 122V121H92ZM107 122V121H106ZM135 122V121H134ZM171 122V121H170ZM203 122H204V120H203ZM211 122V121H210ZM2 123V124H3ZM9 123H11V122H9ZM20 123H22V122H20ZM25 123H26V121H25ZM37 123V124H38ZM66 123V122H65ZM73 123H74V121H73ZM89 123V122H88ZM124 123V122H123ZM153 123V122H152ZM195 123V122H194ZM215 123H216V121H215ZM33 124H34V122H33ZM36 124V125H37ZM62 124V123H61ZM107 124V123H106ZM126 124V123H125ZM130 124V123H129ZM134 124V123H133ZM200 124V123H199ZM202 124V123H201ZM204 124V123H203ZM11 125V124H10ZM10 125L8 126V125H2L1 126V122H0V131H2V133L0 134V137H1V139H2V141H3V143L6 141V139L7 140H9L11 137V127H10ZM30 125V124H29ZM71 125V124H70ZM147 125H149L150 126V124L148 123ZM152 125H154V123L152 124ZM170 125V124H169ZM33 126V125H32ZM31 126V127H32ZM66 126H68V125H66ZM73 126V125H72ZM84 126V125H83ZM105 126V125H104ZM127 126V125H126ZM156 126V125H155ZM207 126H208V124H207ZM35 127V126H34ZM41 127V126H40ZM99 127V126H98ZM107 127H108V125H107ZM130 127H131V125H130ZM180 127V126H179ZM189 127V126H188ZM191 127V126H190ZM197 127V126H196ZM217 127V126H216ZM13 128V127H12ZM21 127H19V129H20ZM30 128V127H29ZM57 128V129H56ZM61 128L62 127H60V130H61ZM66 128V127H65ZM84 128V127H83ZM100 128V127H99ZM121 128V127H120ZM138 128H140V127H138ZM150 128V127H149ZM158 128V127H157ZM162 128H164L165 129V127L163 126ZM191 128H193V127H191ZM199 128V127H198ZM218 128V129H219ZM17 129H18V127H17ZM27 129V128H26ZM32 128H30V130H31ZM35 129H37V127L35 128ZM56 129V130H55ZM153 129V128H152ZM171 129V128H170ZM187 129V128H186ZM208 129H209V127H208ZM207 129V130H208ZM13 130V129H12ZM55 130V131H54ZM59 130V129H58ZM65 130V129H64ZM67 130V129H66ZM91 130V129H90ZM200 130V129H199ZM204 130V129H203ZM70 131H71V129H70ZM128 131V130H127ZM151 131V130H150ZM162 132H164L163 131V129L161 130ZM13 132V131H12ZM27 132V131H26ZM35 132V131H34ZM59 132H61V131H59ZM68 132H69V130H68ZM92 132V131H91ZM145 132V131H144ZM167 132V131H166ZM185 132V131H184ZM189 132V131H188ZM37 133V132H36ZM88 133V132H87ZM86 133V134H87ZM90 133V132H89ZM155 133V132H154ZM186 133H187V131H186ZM197 133H199V132H197ZM201 133V132H200ZM12 134H14V133H12ZM16 134V133H15ZM59 134V133H58ZM58 134H56V135H58ZM63 134H64V132H63ZM74 134V133H73ZM99 134V133H98ZM98 134H97V136H98ZM142 134V133H141ZM165 134V133H164ZM171 134H174V133H171ZM170 134V135H171ZM10 135V136H9ZM17 135H18V133H17ZM62 135V134H61ZM96 135V134H95ZM104 135V134H103ZM118 135V134H117ZM116 135V136H117ZM125 135V134H124ZM140 135V134H139ZM159 135H160V133H159ZM162 135V134H161ZM8 136V137H7ZM14 136V135H13ZM76 136V135H75ZM85 136V135H84ZM127 136V135H126ZM153 136V135H152ZM165 136V135H164ZM25 137V136H24ZM79 137V136H78ZM114 137V136H113ZM120 137V136H119ZM141 137V136H140ZM186 137V136H185ZM16 138V137H15ZM59 138V139H58ZM82 138V137H81ZM90 138V137H89ZM101 138V137H100ZM161 138V137H160ZM190 138H191V136H190ZM198 138V137H197ZM75 139V138H74ZM165 139V138H164ZM181 139V138H180ZM202 139V138H201ZM200 139V140H201ZM12 140V139H11ZM15 140V139H14ZM13 140V141H14ZM71 140H73V139H71ZM81 140V139H80ZM93 140V139H92ZM91 140V141H92ZM131 140V139H130ZM146 140V139H145ZM153 140V139H152ZM1 141V142H2ZM82 141H84V140H82ZM87 141V140H86ZM190 141V140H189ZM203 141V140H202ZM67 142V141H66ZM78 142V141H77ZM81 142V141H80ZM90 142V141H89ZM143 142V141H142ZM198 142V141H197ZM203 142V143H204ZM10 143V142H9ZM74 143V142H73ZM85 143V142H84ZM167 143H168V141H167ZM193 143V142H192ZM191 143V144H192ZM201 143V142H200ZM1 144V143H0ZM5 144H7V143H5ZM78 144V143H77ZM91 144V143H90ZM65 145H66V143H65ZM71 145V144H70ZM113 145V144H112ZM118 145H119V143H118ZM166 145V144H165ZM180 145V144H179ZM1 146V145H0ZM114 146V145H113ZM116 146V145H115ZM142 146V145H141ZM184 146V145H183ZM188 146H189V144H188ZM196 146V145H195ZM76 146H74V148H75ZM91 147H93V146H91ZM110 147V146H109ZM146 147V146H145ZM168 147H169V145H168ZM172 147V146H171ZM182 147V146H181ZM180 147V148H181ZM200 147L201 146H199V148H198V151H200L199 149H200ZM4 148H6V147H4ZM3 148V149H4ZM10 148V147H9ZM9 148H8V151H9ZM70 148V147H69ZM118 148V147H117ZM147 148V147H146ZM145 148V149H146ZM152 148V147H151ZM175 148V147H174ZM183 148V147H182ZM195 148H197V147H194V149ZM65 149V148H64ZM82 149V148H81ZM113 149V148H112ZM132 149V148H131ZM135 149V148H134ZM142 149V148H141ZM176 149V148H175ZM178 149V148H177ZM5 150V149H4ZM4 150H2V151H4ZM79 150H80V148H79ZM97 150V149H96ZM109 150V149H108ZM115 150V149H114ZM149 150V149H148ZM153 150V149H152ZM179 150H181V149H179ZM184 150V149H183ZM60 151V150H59ZM62 151V150H61ZM65 151H66V149H65ZM69 151H70V149H69ZM68 151V152H69ZM87 151H89V150H87ZM71 152V151H70ZM78 152V151H77ZM81 152V151H80ZM92 152V151H91ZM98 152V151H97ZM121 152V151H120ZM146 152H147V150H146ZM155 152V151H154ZM153 151H152V153H154ZM170 152V151H169ZM177 152V151H176ZM82 153V152H81ZM87 153V152H86ZM125 153V152H124ZM143 153V152H142ZM157 153V152H156ZM156 153H155V155H156ZM182 153V152H181ZM203 153V152H202ZM72 154V153H71ZM85 154V153H84ZM147 154V153H146ZM174 154V153H173ZM177 154V153H176ZM175 154V155H176ZM179 154V153H178ZM188 154H192V153H188ZM58 155V154H57ZM64 155V154H63ZM94 155V154H93ZM112 155H113V153H112ZM115 155V154H114ZM121 155H122V153H121ZM142 155V154H141ZM150 155V154H149ZM152 155V154H151ZM1 156H2V154H1ZM6 156H7V154H6ZM83 156V155H82ZM87 156V155H86ZM97 156V155H96ZM111 156V155H110ZM109 156V157H110ZM140 156V155H139ZM145 156V155H144ZM163 156V155H162ZM183 156V155H182ZM181 156V159L185 156V151H184V156L182 157ZM187 156V155H186ZM3 157V156H2ZM93 157V156H92ZM105 157V156H104ZM121 157V156H120ZM125 157V156H124ZM4 158V157H3ZM54 158V157H53ZM116 158H118V157H116ZM152 158V157H151ZM179 158V157H178ZM190 158V157H189ZM204 158V157H203ZM70 159V158H69ZM84 159V158H83ZM110 159H112V158H110ZM114 159V158H113ZM123 159V158H122ZM126 159V158H125ZM153 159V158H152ZM188 159V158H187ZM2 160V159H1ZM51 160V161H50ZM82 160V159H81ZM94 160V159H93ZM134 160V159H133ZM149 160V159H148ZM148 160H146V161H148ZM155 160H156V158H155ZM184 160V159H183ZM191 159H189V161H190ZM4 161V160H3ZM59 161V160H58ZM67 161V160H66ZM109 161V160H108ZM192 161H193V159H192ZM69 162V161H68ZM73 162V161H72ZM111 162V161H110ZM118 162V161H117ZM144 162V161H143ZM149 162V161H148ZM154 162H156V161H154ZM181 162H182V160H181ZM186 162V161H185ZM188 162V161H187ZM7 163V162H6ZM60 164H59V169L60 170H62V169H64V167L67 165V163L64 161V156H62L61 157V159H60V162H59ZM89 163V162H88ZM95 163V162H94ZM115 163V162H114ZM150 163V162H149ZM171 163V162H170ZM52 164V163H51ZM53 164H54V162H53ZM79 164V163H78ZM91 164V163H90ZM105 164V163H104ZM142 164V163H141ZM174 164V163H173ZM182 164V163H181ZM186 163H184V165H185ZM193 164V163H192ZM201 164V163H200ZM56 165V164H55ZM80 165V164H79ZM136 165H138V164H136ZM148 165V164H147ZM154 165V164H153ZM167 165V164H166ZM178 164H176V166H177ZM183 165V166H184ZM194 165V164H193ZM203 165V164H202ZM1 166V165H0ZM92 166V165H91ZM139 166V165H138ZM186 166H188V163H187V165ZM191 166V165H190ZM197 166V165H196ZM2 167V166H1ZM12 167V168H13ZM69 167V166H68ZM89 167V166H88ZM106 167V166H105ZM109 167V166H108ZM114 167H116L115 165H114ZM133 167V166H132ZM178 167V166H177ZM176 167V168H177ZM8 168H10V167H8ZM66 168V167H65ZM71 168V167H70ZM173 168V167H172ZM175 168V167H174ZM180 168V167H179ZM187 167H185V169H186ZM192 168V167H191ZM11 169V168H10ZM14 169V168H13ZM58 169V170H59ZM76 169V168H75ZM122 169V168H121ZM133 169H134V167H133ZM184 169V170H185ZM189 169V168H188ZM187 169V170H188ZM16 170V169H15ZM19 170V169H18ZM20 170V171H21ZM88 170V169H87ZM190 170V169H189ZM188 170V171H189ZM12 171V170H11ZM64 171V170H63ZM76 171V170H75ZM86 171V170H85ZM103 171V170H102ZM149 171V170H148ZM176 171H178V169L176 170ZM8 172H9V169H8ZM18 172V171H17ZM16 172V173H17ZM29 172V171H28ZM27 172V173H28ZM33 172V171H32ZM61 172V171H60ZM79 172V171H78ZM126 172V171H125ZM171 172V171H170ZM181 172V171H180ZM191 172V171H190ZM2 173V172H1ZM26 173V172H25ZM29 173H31V172H29ZM76 173V172H75ZM81 173V172H80ZM104 173V172H103ZM106 173V172H105ZM130 173V172H129ZM128 173V174H129ZM186 173V172H185ZM6 174V173H5ZM11 174V173H10ZM14 174V173H13ZM12 174V175H13ZM17 174H19V173H17ZM33 174V173H32ZM59 174V173H58ZM63 174H65V173H63ZM67 174V173H66ZM77 174V173H76ZM79 174V173H78ZM167 174V173H166ZM184 174V173H183ZM24 175V174H23ZM30 175V174H29ZM46 175V174H45ZM49 175V174H48ZM79 175H81V174H79ZM104 175V174H103ZM102 175V176H103ZM117 175V174H116ZM127 175V174H126ZM4 176V175H3ZM6 176V175H5ZM25 176V175H24ZM47 176V175H46ZM67 176V175H66ZM101 176V177H102ZM132 176V175H131ZM186 176V175H185ZM8 177V176H7ZM16 177V176H15ZM19 177V176H18ZM33 177V176H32ZM31 177V178H32ZM35 177V176H34ZM45 177V176H44ZM51 177V176H50ZM60 177V176H59ZM68 177V176H67ZM66 177V178H67ZM78 177V176H77ZM80 177V176H79ZM170 177V176H169ZM182 177V176H181ZM6 178V177H5ZM11 178V177H10ZM17 178V177H16ZM57 178V177H56ZM116 178V177H115ZM133 178V177H132ZM167 178V177H166ZM8 179V178H7ZM24 179V178H23ZM28 179V178H27ZM37 179V178H36ZM41 179H42V177H41ZM63 180L65 179V178H62ZM109 179V178H108ZM181 179V178H180ZM187 179H188V177H187ZM13 180H15L14 178H13ZM25 180H26V177H25ZM24 180V181H25ZM35 180V179H34ZM38 180V179H37ZM36 180V181H37ZM44 180V179H43ZM47 180H48V177H47ZM68 180H70V179H68ZM91 180V179H90ZM178 180V179H177ZM182 180V179H181ZM2 181V180H1ZM23 181V180H22ZM33 181V180H32ZM50 181H52L53 182V180H50ZM73 181V180H72ZM114 181V180H113ZM119 181V180H118ZM131 181V180H130ZM164 181V180H163ZM172 181V180H171ZM184 181V180H183ZM186 181V180H185ZM226 181V182H225ZM7 182V181H6ZM42 182V181H41ZM59 182V181H58ZM82 182V181H81ZM125 182H126V180H125ZM182 182V181H181ZM3 183V182H2ZM14 183V182H13ZM22 183V182H21ZM24 183V182H23ZM54 183V182H53ZM60 183V182H59ZM73 183V182H72ZM78 183V182H77ZM165 183V182H164ZM169 183H170V181H169ZM183 183V182H182ZM206 183H211V184H209V185H207ZM15 184V183H14ZM19 184V183H18ZM42 184V183H41ZM64 184V183H63ZM71 184V183H70ZM69 184V185H70ZM123 184V183H122ZM187 185H188V183H186ZM191 184V183H190ZM214 184V185H213ZM1 185V184H0ZM5 185V183L3 184V186ZM20 185V184H19ZM38 185V184H37ZM45 185V184H44ZM93 185V184H92ZM95 185V184H94ZM93 185V186H94ZM151 185V184H150ZM260 185V187H258ZM31 186H32V184H31ZM35 186V185H34ZM33 186V187H34ZM58 186H60V185H58ZM78 186V185H77ZM149 186V185H148ZM182 186V185H181ZM191 186V185H190ZM262 186V187H261ZM1 187V186H0ZM9 187V186H8ZM21 187V186H20ZM28 187H30V186H28ZM42 187V186H41ZM40 187V188H41ZM53 187V186H52ZM57 187V186H56ZM75 187V186H74ZM78 187H80V186H78ZM78 187H77V189H78ZM131 187V186H130ZM129 187V188H130ZM170 187H171V185H170ZM173 187V186H172ZM7 188V187H6ZM16 188H17V190H18V187L16 186ZM39 188V187H38ZM44 188V187H43ZM45 188H47V187H45ZM69 188V187H68ZM131 188H133V187H131ZM164 188V187H163ZM184 188V187H183ZM189 188V187H188ZM191 188V187H190ZM1 189V188H0ZM31 189V188H30ZM37 189V188H36ZM51 189V188H50ZM73 189V188H72ZM76 189V188H75ZM126 189H128V188H126ZM136 189V188H135ZM147 189H148V187H147ZM151 189V188H150ZM176 189V188H175ZM178 189H180V188H178ZM182 189V188H181ZM187 189V188H186ZM254 189V188H253ZM16 190V189H15ZM52 190V189H51ZM54 190V189H53ZM81 190V189H80ZM83 190V189H82ZM124 190V189H123ZM122 190V191H123ZM149 190V189H148ZM167 190V189H166ZM189 190V189H188ZM187 190V191H188ZM237 190V191H236ZM7 191V190H6ZM28 191V190H27ZM38 191V190H37ZM45 191V190H44ZM46 191H49V190H46ZM55 191V190H54ZM53 191V192H54ZM60 191V190H59ZM72 191V190H71ZM84 191V190H83ZM87 191H88V189H87ZM129 191V190H128ZM127 191V192H128ZM135 191H137V190H135ZM170 191H171V189L168 191L169 193H170ZM172 191L174 192V190L172 189ZM207 191V192H206ZM42 192V191H41ZM67 192V191H66ZM74 192V191H73ZM78 192V191H77ZM140 192V191H139ZM144 192V191H143ZM145 192H147V191H145ZM158 192V191H157ZM19 193V192H18ZM22 193H23V191H22ZM34 193V192H33ZM49 193V192H48ZM56 193H59V192H56ZM69 193V192H68ZM89 193H91V192H89ZM138 193V192H137ZM141 193H142V191H141ZM148 193V192H147ZM159 193H161V192H159ZM192 193V192H191ZM210 193V192H209ZM7 194V193H6ZM30 194H31V190H30ZM45 194V193H44ZM77 194V193H76ZM93 194V193H92ZM110 194V193H109ZM120 194H122V193H120ZM156 194V193H155ZM173 194V193H172ZM190 194V193H189ZM20 195V194H19ZM75 195V194H74ZM95 196H96V193L94 194ZM128 195V194H127ZM146 195V194H145ZM175 195V194H174ZM41 196V195H40ZM48 196V195H47ZM63 196V195H62ZM124 196V195H123ZM158 196V195H157ZM161 196H162V194H161ZM204 196V195H203ZM250 196V195H249ZM5 197V196H4ZM7 197V196H6ZM28 197V196H27ZM31 197V196H30ZM46 197V196H45ZM67 197V196H66ZM119 197V196H118ZM128 197V196H127ZM145 197V196H144ZM155 197V196H154ZM167 197V196H166ZM205 197V196H204ZM22 198V197H21ZM58 198H60V197H58ZM79 198V197H78ZM81 198H83V197H81ZM116 198V197H115ZM162 198H164V197H162ZM170 198H171V196H170ZM169 198V199H170ZM174 198V197H173ZM173 198H171L172 200H173ZM194 198H196V197H194ZM214 198V197H213ZM221 198V197H220ZM250 198V197H249ZM3 199H6V198H3ZM32 199V198H31ZM119 199V198H118ZM136 199V198H135ZM142 199V198H141ZM168 199V200H169ZM202 199V198H201ZM218 199V198H217ZM7 200V199H6ZM6 200H5V202H6ZM43 200V199H42ZM41 200V201H42ZM61 200V199H60ZM72 200V199H71ZM76 200V199H75ZM96 200V199H95ZM94 200V201H95ZM106 200V199H105ZM121 200V199H120ZM139 200V199H138ZM159 200V199H158ZM161 200V199H160ZM167 200V199H166ZM197 200V199H196ZM206 200V199H205ZM208 200V199H207ZM246 200V199H245ZM21 201V200H20ZM30 201V200H29ZM85 201V200H84ZM88 201V200H87ZM115 201V200H114ZM119 201V200H118ZM136 201V200H135ZM155 201H156V199H155ZM173 201H175V200H173ZM223 201V200H222ZM10 202H12V201H10ZM18 202V201H17ZM22 202V201H21ZM31 202V201H30ZM48 202V201H47ZM46 202V203H47ZM60 202H62V201H60ZM122 202V201H121ZM161 202H163V201H161ZM227 202V201H226ZM235 202V201H234ZM1 203V202H0ZM2 203H4L3 201H2ZM15 203V202H14ZM25 203V202H24ZM41 203V202H40ZM39 203V204H40ZM44 203V202H43ZM169 203V202H168ZM199 203V202H198ZM211 203V202H210ZM54 204V203H53ZM53 204H51V205H53ZM57 204V203H56ZM80 204H81V202H80ZM90 204H91V202H90ZM105 204V203H104ZM118 204H120V203H118ZM147 204V203H146ZM157 204H158V202H157ZM163 204V203H162ZM166 204V203H165ZM229 204V203H228ZM239 204V203H238ZM3 205V204H2ZM2 205H1V207H2ZM9 205V204H8ZM12 205V204H11ZM21 205V204H20ZM19 205V206H20ZM25 205V204H24ZM42 205V204H41ZM46 205V204H45ZM73 205V204H72ZM108 205V204H107ZM164 205V204H163ZM212 205V204H211ZM214 205V204H213ZM219 205V204H218ZM230 205V204H229ZM85 206V205H84ZM89 206V205H88ZM94 206V205H93ZM16 207V206H15ZM21 207H22V205H21ZM42 207V206H41ZM76 207V206H75ZM74 207V208H75ZM81 207V206H80ZM86 207V206H85ZM84 207V208H85ZM110 207H111V205H110ZM117 207V206H116ZM228 207H230V206H228ZM3 208H4V206H3ZM8 208V207H7ZM10 208V207H9ZM13 208H14V206H13ZM20 208V207H19ZM29 208V207H28ZM33 208V207H32ZM58 208V207H57ZM70 208V207H69ZM91 208V207H90ZM114 208V207H113ZM119 208V207H118ZM121 208V207H120ZM119 208V209H120ZM126 208V207H125ZM2 209V208H1ZM12 209V208H11ZM16 209V208H15ZM14 209V210H15ZM22 209V208H21ZM20 209V210H21ZM59 209V208H58ZM86 209V208H85ZM210 209V208H209ZM212 209V208H211ZM231 209V208H230ZM230 209H229V211H230ZM23 210V209H22ZM26 210V209H25ZM43 210V209H42ZM61 210V209H60ZM59 210V211H60ZM81 210V209H80ZM88 210V209H87ZM86 210V211H87ZM92 210V209H91ZM93 210H96V209H93ZM100 210H101V208H100ZM186 210V209H185ZM12 211V210H11ZM16 211V210H15ZM18 211V210H17ZM35 211H36V209H35ZM38 211V210H37ZM64 211V210H63ZM71 211V210H70ZM78 211V210H77ZM108 211V210H107ZM113 211V210H112ZM1 212V211H0ZM39 212V211H38ZM45 212V211H44ZM47 212H49V211H47ZM53 212V211H52ZM72 212V211H71ZM184 212H186V211H184ZM2 213V212H1ZM68 213V212H67ZM106 213V212H105ZM114 213V212H113ZM112 213V214H113ZM117 213V212H116ZM15 213H13V215H14ZM26 214V213H25ZM40 214V213H39ZM110 214V213H109ZM126 214V213H125ZM262 214V213H261ZM12 215V214H11ZM12 215V216H13ZM17 215H19L18 213H17ZM29 215V214H28ZM27 215V216H28ZM47 215V214H46ZM62 215V214H61ZM69 215V214H68ZM78 215H79V213H78ZM118 215V214H117ZM117 215H113V216H117ZM8 216V215H7ZM6 216V217H7ZM21 216V215H20ZM32 216V215H31ZM44 216V215H43ZM48 216V215H47ZM56 216V215H55ZM76 216H77V214H76ZM185 216V215H184ZM257 216V215H256ZM260 216V215H259ZM8 217H10V216H8ZM41 217V216H40ZM69 217V216H68ZM82 217V216H81ZM93 217V216H92ZM104 217V216H103ZM124 217V216H123ZM262 217V216H261ZM45 218V217H44ZM53 218H55V217H53ZM89 218H90V216H89ZM94 218V217H93ZM109 218V217H108ZM116 218V217H115ZM8 219V218H7ZM10 219H11V217H10ZM16 219V218H15ZM40 219H42V218H40ZM56 219H58V218H56ZM67 219V218H66ZM96 219V218H95ZM112 219H113V217H112ZM133 219V218H132ZM13 220V219H12ZM46 220V219H45ZM44 220V221H45ZM54 220V219H53ZM82 220H84V219H82ZM96 220H98V219H96ZM116 220V219H115ZM127 220H128V218H127ZM5 221V220H4ZM7 221V220H6ZM19 221H20V219H19ZM28 221V220H27ZM104 221V220H103ZM107 221V220H106ZM18 222V221H17ZM23 222V221H22ZM39 222V221H38ZM46 222V221H45ZM63 222V221H62ZM74 222H75V220H74ZM85 222H87L86 220H85ZM84 222V223H85ZM102 222V221H101ZM109 222H111V220L109 221ZM8 223V222H7ZM16 223V222H15ZM33 223V222H32ZM36 223V222H35ZM34 223V224H35ZM44 223V222H43ZM94 223V222H93ZM100 223V222H99ZM103 223V222H102ZM116 223H117V220H116ZM121 223H122V221H121ZM17 224V223H16ZM21 225H22V223H20ZM38 224V223H37ZM45 224V223H44ZM67 224V223H66ZM89 224H90V222H89ZM95 224V223H94ZM98 224V223H97ZM109 224V223H108ZM113 224V223H112ZM25 225V224H24ZM32 225V224H31ZM40 225V224H39ZM48 225H50V223L48 224ZM69 225V224H68ZM103 225V224H102ZM111 225V224H110ZM184 225V224H183ZM193 225V224H192ZM192 225H190V226H192ZM23 226V225H22ZM35 226V225H34ZM44 226V225H43ZM61 226V225H60ZM85 226V225H84ZM104 226V225H103ZM109 226V225H108ZM114 226V225H113ZM119 226V225H118ZM4 227V226H3ZM24 227V226H23ZM36 227V226H35ZM42 227V226H41ZM62 227V226H61ZM61 227H60V229H61ZM65 227V226H64ZM87 227H89V226H87ZM111 227V226H110ZM124 227V226H123ZM5 228V227H4ZM57 228H59V227H57ZM72 228V227H71ZM77 228V227H76ZM80 228V227H79ZM92 228H94V227H92ZM104 228V227H103ZM114 228V227H113ZM117 228V227H116ZM119 228V227H118ZM126 228V227H125ZM10 229V228H9ZM11 229H12V227H11ZM14 229V228H13ZM38 229V228H37ZM36 229V230H37ZM41 229V228H40ZM70 229V228H69ZM87 229V228H86ZM97 229V228H96ZM106 229V228H105ZM120 229V228H119ZM122 229V228H121ZM4 230V229H3ZM6 230V229H5ZM5 230H4V232H5ZM20 230V229H19ZM27 230H28V228H27ZM32 230H34V229H32ZM65 230V229H64ZM71 230V229H70ZM108 230V229H107ZM127 230V229H126ZM21 231H22V229H21ZM45 231V230H44ZM58 231V230H57ZM66 231V230H65ZM88 231V230H87ZM94 231V230H93ZM106 231V230H105ZM115 231V230H114ZM131 231V230H130ZM157 231V230H156ZM9 232V231H8ZM19 232V231H18ZM27 232V231H26ZM31 232V231H30ZM56 232V231H55ZM67 232V231H66ZM132 232V231H131ZM137 232V231H136ZM10 234H11V232H9ZM17 233V232H16ZM29 233V232H28ZM33 233V232H32ZM36 233V232H35ZM34 233V234H35ZM53 233V232H52ZM78 233V232H77ZM86 233V232H85ZM97 233H98V231H97ZM102 233V232H101ZM117 234H118V232H116ZM138 233V232H137ZM136 233V234H137ZM149 233V232H148ZM14 234V233H13ZM19 234H20V232H19ZM26 234V233H25ZM48 234V233H47ZM59 234V233H58ZM61 234H63V233H61ZM68 234V233H67ZM75 234V233H74ZM94 234V233H93ZM96 234V233H95ZM103 234V233H102ZM119 234H121V233H119ZM123 234V233H122ZM135 234V235H136ZM139 234V233H138ZM157 234V233H156ZM158 234H159V232H158ZM38 235V234H37ZM65 235V234H64ZM83 235V234H82ZM109 235V234H108ZM112 235H113V232H112ZM129 235V234H128ZM133 235V234H132ZM149 235H150V233H149ZM160 235V234H159ZM6 236V235H5ZM21 236V235H20ZM30 236V235H29ZM33 236V235H32ZM100 236V235H99ZM104 236V235H103ZM118 236V235H117ZM116 236V237H117ZM156 236V235H155ZM174 236V235H173ZM182 236V235H181ZM17 237V236H16ZM15 237V239H17ZM27 237H28V234H27ZM46 237V236H45ZM73 237V236H72ZM92 237V236H91ZM109 237V236H108ZM125 237V236H124ZM123 237V238H124ZM138 237V236H137ZM158 237V236H157ZM162 237V236H161ZM13 238V237H12ZM29 238V237H28ZM38 238V237H37ZM87 238V237H86ZM85 237H84V239H86ZM98 238V237H97ZM118 239H119V237H117ZM131 238V237H130ZM154 238H156V237H154ZM153 238V239H154ZM180 238V237H179ZM3 239V238H2ZM6 239H7V237H6ZM5 239V240H6ZM64 239V238H63ZM67 240H68V238H66ZM74 239V238H73ZM80 239H81V237H80ZM137 239V238H136ZM151 239V238H150ZM170 239V238H169ZM0 240H1V238H0ZM18 240H19V238H18ZM27 240V239H26ZM41 240V239H40ZM56 240V239H55ZM71 240V239H70ZM74 240H76V239H74ZM116 240V239H115ZM121 240V239H120ZM142 240V239H141ZM158 240V239H157ZM162 240V239H161ZM173 240V239H172ZM36 241V240H35ZM58 241V240H57ZM80 241V240H79ZM92 241V240H91ZM133 241V240H132ZM135 241V240H134ZM137 241V240H136ZM148 241V240H147ZM176 241V240H175ZM15 242H16V240H15ZM27 242V241H26ZM32 242V241H31ZM74 242V241H73ZM87 242V241H86ZM103 242H105V241H103ZM102 242V243H103ZM121 242H123V241H121ZM159 242V241H158ZM172 242V241H171ZM14 243V242H13ZM34 243V242H33ZM72 243V242H71ZM93 243V241L91 242V244ZM117 243V242H116ZM128 243V242H127ZM157 243V242H156ZM3 244V243H2ZM6 244V243H5ZM89 244H90V239H89ZM108 244H109V242H108ZM133 244V243H132ZM141 244V243H140ZM153 244H154V242H153ZM172 244V243H171ZM178 244V243H177ZM8 245V244H7ZM10 245H12V244H10ZM9 245V247H12V246H10ZM31 245V244H30ZM35 245V244H34ZM56 245V244H55ZM79 245H81V242H80V244ZM100 245V244H99ZM102 245V244H101ZM146 245V244H145ZM162 244H160V246H161ZM164 245V244H163ZM162 245V246H163ZM176 245V244H175ZM14 246H16V244L14 245ZM25 246V245H24ZM28 246V245H27ZM42 246V245H41ZM51 246H52V244H51ZM77 246V245H76ZM87 246H89V245H87ZM116 246V245H115ZM157 246H158V244H157ZM172 246V245H171ZM178 246V245H177ZM184 246V245H183ZM8 247V246H7ZM71 247V246H70ZM74 247V246H73ZM80 247V246H79ZM82 247H84V245L82 246ZM111 247V246H110ZM150 247V246H149ZM152 247V246H151ZM18 248V247H17ZM16 248V249H17ZM36 248H37V246H36ZM57 248V247H56ZM91 248V247H90ZM95 248V247H94ZM134 248V247H133ZM140 248V247H139ZM163 248H164V246H163ZM175 248V247H174ZM177 248V247H176ZM2 249V248H1ZM20 249V248H19ZM31 249H32V247H31ZM74 249V248H73ZM78 249V248H77ZM81 249V248H80ZM119 249V248H118ZM122 249V248H121ZM125 249H127V248H125ZM155 249V248H154ZM168 249H170V248H168ZM27 250V249H26ZM29 250V249H28ZM52 250V249H51ZM100 250V249H99ZM104 250V249H103ZM114 250V249H113ZM117 250V249H116ZM128 250V249H127ZM131 250V249H130ZM137 250H138V248H137ZM141 250V249H140ZM144 250H146L145 248H144ZM171 250V249H170ZM8 251H10L9 249H8ZM18 251V250H17ZM50 251V250H49ZM63 251V250H62ZM64 251H66V250H64ZM69 251H70V249H69ZM133 251V250H132ZM149 251V250H148ZM11 252V251H10ZM9 252V253H10ZM14 252H15V250H14ZM19 252V251H18ZM26 252V251H25ZM29 252V251H28ZM73 252H74V250H73ZM75 252H77V251H75ZM83 252V251H82ZM90 252H91V250H90ZM100 252V251H99ZM98 252V253H99ZM123 252V251H122ZM137 252V251H136ZM1 253V252H0ZM4 253V252H3ZM2 253V254H3ZM8 253V254H9ZM79 253V252H78ZM89 253V252H88ZM88 253H87V255H88ZM126 253H127V251H126ZM131 253V252H130ZM139 253V252H138ZM145 253V252H144ZM11 254V253H10ZM33 254V253H32ZM60 254V253H59ZM62 254V253H61ZM66 254V253H65ZM90 254V253H89ZM120 254H121V252H120ZM132 254H133V252H132ZM135 254V253H134ZM142 254V253H141ZM145 254H147V253H145ZM144 254V255H145ZM7 255V254H6ZM14 255H16V254H14ZM26 255H27V253H26ZM29 255V254H28ZM36 255V254H35ZM72 255H74V254H72ZM93 255V254H92ZM119 255V254H118ZM138 255V254H137ZM4 256V255H3ZM8 256V255H7ZM6 256V257H7ZM12 256V255H11ZM19 256V255H18ZM63 256V255H62ZM77 256V255H76ZM113 256V255H112ZM125 256V255H124ZM128 256V255H127ZM131 256V255H130ZM163 256V255H162ZM17 257V256H16ZM33 257V256H32ZM65 257V256H64ZM67 257V256H66ZM70 257V256H69ZM89 257H90V255H89ZM115 257V256H114ZM135 257V256H134ZM24 258V257H23ZM102 258V257H101ZM123 258V257H122ZM149 258H150V256H149ZM161 258V257H160ZM76 259V258H75ZM81 259V258H80ZM132 259V258H131ZM141 259V258H140ZM152 259H154V258H152ZM162 259V258H161ZM0 260H2V259H0ZM4 260V259H3ZM7 260V259H6ZM21 260V259H20ZM31 260V259H30ZM43 260V259H42ZM67 260V259H66ZM88 260V259H87ZM91 260V259H90ZM96 260V259H95ZM116 260L118 261V259L116 258ZM129 260H130V258H129ZM144 260V259H143ZM142 260V261H143ZM151 260V259H150ZM157 260V259H156ZM57 261H59V260H57ZM100 261V260H99ZM135 261H137V260H135ZM1 262V261H0ZM6 262V261H5ZM4 262V263H5ZM9 262V261H8ZM26 262V261H25ZM28 262V261H27ZM43 262V261H42ZM41 262V263H42ZM64 262H66V261H64ZM97 262V261H96ZM119 262V261H118ZM122 262V261H121ZM143 262H145V261H143ZM142 262V263H143ZM148 262V261H147ZM151 262V261H150ZM2 263V262H1ZM0 263V264H1ZM3 263V264H4ZM16 263V262H15ZM57 263V262H56ZM74 263H76V262H74ZM120 263V262H119ZM131 263V262H130ZM10 264V263H9ZM13 264H14V262H13ZM21 264V263H20ZM70 264V263H69ZM132 264V263H131ZM134 264V263H133ZM147 264V263H146Z\"/></svg>",
    "mask_w": 264,
    "mask_h": 264
}]
</instances>
